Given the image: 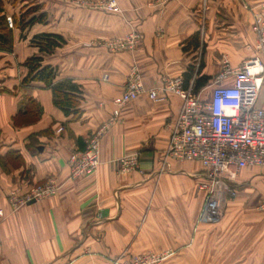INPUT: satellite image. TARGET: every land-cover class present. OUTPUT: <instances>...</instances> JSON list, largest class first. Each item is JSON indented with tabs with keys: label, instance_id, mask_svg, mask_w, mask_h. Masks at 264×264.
Wrapping results in <instances>:
<instances>
[{
	"label": "crops",
	"instance_id": "crops-1",
	"mask_svg": "<svg viewBox=\"0 0 264 264\" xmlns=\"http://www.w3.org/2000/svg\"><path fill=\"white\" fill-rule=\"evenodd\" d=\"M0 1L6 20L30 8L38 9L29 18L46 15L45 22L23 31L12 27L11 49H0V208L5 215L0 264H111L121 254L147 252H168L164 264H185L216 259L221 239L229 246L224 260L232 259V247L239 244L240 264H264V212L258 210L264 170L239 173L236 188L254 187L243 191L251 197L243 207L255 214L241 218L232 232L219 229V221L199 220L205 204L202 167L163 163L168 128L181 107L178 97L153 102L140 95L119 109L115 124L102 129L133 65L150 89L166 78L183 77L201 54L199 77L207 84L196 94H207L223 60L236 68L253 55L251 16L243 4L259 8L264 0H170L164 6L155 0ZM110 1L118 13L105 8ZM131 33L139 35L133 52L106 47ZM39 34L65 41L42 55L43 64L56 67L57 81L68 79L79 87L78 117L56 108L44 84L24 83L26 60L40 55L31 45ZM195 34L197 50L186 44ZM257 104L264 109V86ZM94 132H101L97 172L69 180L70 155L84 150ZM128 153L138 154L139 170L120 174L117 161ZM49 179L58 183L55 196L12 212V188L23 195Z\"/></svg>",
	"mask_w": 264,
	"mask_h": 264
},
{
	"label": "built area",
	"instance_id": "built-area-1",
	"mask_svg": "<svg viewBox=\"0 0 264 264\" xmlns=\"http://www.w3.org/2000/svg\"><path fill=\"white\" fill-rule=\"evenodd\" d=\"M170 0H155L164 6ZM244 8L251 16L253 55L233 68L223 60L219 73L210 84L207 94L193 93V81L200 65L193 63L194 76L184 88L183 77L166 78L159 85L146 89L138 66L133 65L127 75L122 93L114 101L111 117L102 127H111L119 119V109L146 95L153 102H161L174 95L181 100L180 110L168 128V144L163 152V163H198L204 172L200 189L205 193V204L200 222L213 224L219 221L224 203L237 195L236 179L248 168L264 170V109L258 106V98L264 86V3L259 8L246 2ZM105 8L118 13L114 1ZM8 25L12 21L7 18ZM139 43V35L131 33L124 39L110 41L106 47L111 52H133ZM102 132V131H101ZM101 132L92 135L83 151H77L68 159L69 180L93 176L100 165L99 144ZM120 174L139 170V156L128 153L117 161ZM59 191L56 180L30 188L25 194L11 191L8 202L12 212L31 202L53 197ZM264 212V202L258 206ZM5 215L0 208V223ZM168 252H147L126 258L121 254L111 264H164Z\"/></svg>",
	"mask_w": 264,
	"mask_h": 264
},
{
	"label": "trees",
	"instance_id": "trees-1",
	"mask_svg": "<svg viewBox=\"0 0 264 264\" xmlns=\"http://www.w3.org/2000/svg\"><path fill=\"white\" fill-rule=\"evenodd\" d=\"M38 8H30L26 10L18 19L11 18L12 27L25 30L27 27L35 24L42 23L46 20L45 14H40L38 17L29 18V16L37 11ZM65 44L64 39L61 36L53 34H39L32 38L31 45L38 49L40 55L31 57L26 60L24 66L27 68V74L24 78L25 84L30 83H42L45 87L49 88L52 93V101L56 108L61 110L65 116L78 117L79 105L81 98V92L79 87L71 80H56V67H52L47 64H43L44 59L42 55H49L55 49L62 47ZM188 47L193 46V50L199 48V36L193 35L187 40ZM12 47V33L9 28L4 11L3 4L0 1V49L10 50ZM202 69L200 64L193 81V93H197L198 90L206 86L207 78L199 77ZM195 72L193 66H189L184 73L183 82L184 88L189 86V82L193 79ZM199 77V78H197ZM83 151V150H82Z\"/></svg>",
	"mask_w": 264,
	"mask_h": 264
},
{
	"label": "rangeland",
	"instance_id": "rangeland-1",
	"mask_svg": "<svg viewBox=\"0 0 264 264\" xmlns=\"http://www.w3.org/2000/svg\"><path fill=\"white\" fill-rule=\"evenodd\" d=\"M9 28H12V26L11 27L9 26ZM198 58H199V63H201L200 62L201 54L198 55ZM61 131H62V129H58L57 133H59ZM94 134L96 135L97 132H94L92 135H94ZM249 187L251 188V190L249 189L251 192L254 188L252 185L242 186V187L237 188V190H236L237 195L235 198H229L226 200V202L223 205L222 211H221V216L219 219L220 224L216 223V224H218L217 227L221 226L219 229H221L223 231H224V229H225V231H228L229 229H231V231L233 232L235 229L238 230L239 223H240L239 221H241L240 220L241 218H242V221L249 220L250 218H253V214H255L254 213L255 211L253 213H252V211L247 212V209H245L243 207L244 204L248 203L249 199H251V197L248 194H244L245 192L243 193V191L246 189L248 190ZM11 191H19V190L16 188H12ZM224 220H226V223L221 224L222 221H224ZM227 240H229V238ZM217 246H218V251H216V259H214V260L201 259L199 261L189 260V261H184V263L185 264H240L239 253H238V251H240L239 250V244L234 245L232 247L233 254H232L231 260H224L223 259V257H224L223 252L225 250L229 251V248H228L229 246L223 242V239H221V242Z\"/></svg>",
	"mask_w": 264,
	"mask_h": 264
},
{
	"label": "water",
	"instance_id": "water-1",
	"mask_svg": "<svg viewBox=\"0 0 264 264\" xmlns=\"http://www.w3.org/2000/svg\"><path fill=\"white\" fill-rule=\"evenodd\" d=\"M31 203H33V202H31Z\"/></svg>",
	"mask_w": 264,
	"mask_h": 264
}]
</instances>
